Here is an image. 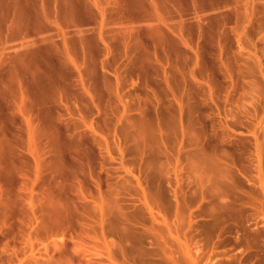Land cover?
Masks as SVG:
<instances>
[{
  "label": "rangeland",
  "instance_id": "374dc122",
  "mask_svg": "<svg viewBox=\"0 0 264 264\" xmlns=\"http://www.w3.org/2000/svg\"><path fill=\"white\" fill-rule=\"evenodd\" d=\"M122 1L0 0V264H264V0Z\"/></svg>",
  "mask_w": 264,
  "mask_h": 264
},
{
  "label": "bare ground",
  "instance_id": "6f19581e",
  "mask_svg": "<svg viewBox=\"0 0 264 264\" xmlns=\"http://www.w3.org/2000/svg\"><path fill=\"white\" fill-rule=\"evenodd\" d=\"M114 6L118 9L119 8V0H114ZM126 6H129L131 11H129L130 14H128L126 17L128 20H146L151 21L153 20L155 14V0H123ZM123 1L120 2L121 6L123 5ZM79 3L84 6L86 9L90 8L89 4L87 3V0H79ZM91 4L94 7H99L100 9V15L103 17L104 15V9L99 6L98 0H92ZM42 5V4H41ZM40 15L46 16V12L44 7H40ZM65 51H67L65 49ZM68 58H70L69 55H67ZM52 87V86H51ZM47 89H50V86L46 87ZM24 126L22 130H18V133L12 134L13 141L17 144L23 143V146L25 150L27 151V154L30 156V158L33 161L34 164V173L37 175L40 171V164L42 162V150L38 146L39 139H50L48 135L45 136V134L42 133L40 127L38 125H35L31 122L30 119L27 117H24ZM58 139H63L66 143H70V140L66 139L64 136H54L52 137V142L57 143ZM15 146V145H14ZM15 149L17 147L15 146Z\"/></svg>",
  "mask_w": 264,
  "mask_h": 264
}]
</instances>
